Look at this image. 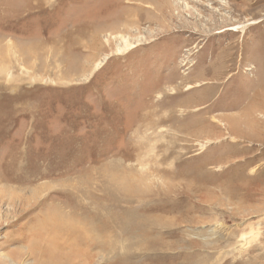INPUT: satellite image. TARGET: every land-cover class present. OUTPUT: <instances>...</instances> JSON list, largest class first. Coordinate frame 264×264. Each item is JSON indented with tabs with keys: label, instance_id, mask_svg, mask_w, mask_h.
I'll return each mask as SVG.
<instances>
[{
	"label": "rangeland",
	"instance_id": "374dc122",
	"mask_svg": "<svg viewBox=\"0 0 264 264\" xmlns=\"http://www.w3.org/2000/svg\"><path fill=\"white\" fill-rule=\"evenodd\" d=\"M16 175L80 187L97 237L27 256L41 205L3 206L0 264H264V0H0Z\"/></svg>",
	"mask_w": 264,
	"mask_h": 264
},
{
	"label": "bare ground",
	"instance_id": "6f19581e",
	"mask_svg": "<svg viewBox=\"0 0 264 264\" xmlns=\"http://www.w3.org/2000/svg\"><path fill=\"white\" fill-rule=\"evenodd\" d=\"M213 84L215 85L216 83ZM188 88L190 89V87ZM241 116L242 118L248 119L249 113H245ZM162 122H164L163 119ZM21 168L22 165L20 162H13L12 169L19 170ZM13 182H16L18 187H8L6 185L7 183L3 185L0 182V191H5L0 193V210L3 206H6V212H9V214H11L12 217H15L17 221L30 213L37 204L41 205L40 212H43L32 217L30 215V218H28L25 224L22 225L23 228H25V231L28 229L33 236V239L28 242L29 245L25 251V255H36L34 252L37 253V250L42 248V245L45 242H50L52 245L56 244L58 247L60 246L62 250H67V248L70 247L72 252H79L84 244H87L90 240L97 237V227L95 225L88 226L85 222V216L95 218V215L93 212L91 215L87 213L86 207L82 203L86 194L79 190L80 187L76 188L75 192L71 193L67 189L66 181L63 180V182L59 181L60 189H58L56 193L54 192L50 194V188L45 185L37 186V188L34 189H29L30 187H22L23 183L32 182L30 178L27 179L22 176H17L14 178ZM62 184H65V187ZM15 190H21V194H16L14 192ZM25 191H28V193ZM26 194H28V197H25ZM97 202L98 201L95 202V206H97ZM70 204L73 206V209H71V212H67L66 208L70 206ZM93 233H95L94 236ZM54 241H56V243H53ZM14 244L16 243L14 242ZM49 252L50 250H45L44 257H47V255L51 257L52 251ZM52 264L55 263L53 262Z\"/></svg>",
	"mask_w": 264,
	"mask_h": 264
}]
</instances>
